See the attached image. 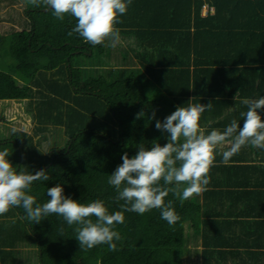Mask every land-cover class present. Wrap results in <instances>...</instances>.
Segmentation results:
<instances>
[{
    "label": "trees",
    "instance_id": "trees-1",
    "mask_svg": "<svg viewBox=\"0 0 264 264\" xmlns=\"http://www.w3.org/2000/svg\"><path fill=\"white\" fill-rule=\"evenodd\" d=\"M25 16L20 29L0 34V101L33 103L39 92L37 110L27 111L38 131L54 126L58 136L44 151L28 132L17 130L0 135V150L8 148L17 170L47 172L49 179L33 182L29 193L39 204L50 199L48 188L60 184L74 200L101 199L110 212L120 210L124 202L116 200L108 178L124 153L131 158L141 143L150 148L168 142L156 120L178 106L211 102L200 124L213 121L208 131L223 130L246 111L243 99L264 96V0H131L118 16L121 39L115 46L69 35L75 18L58 20L50 8L27 4ZM113 58L139 68L102 73L100 68L117 65ZM51 70L61 77H46ZM141 110L145 115L137 119ZM168 200L180 217L173 225L160 209L124 213L115 226L122 237L118 251L106 244L80 249L76 225L55 214L29 223L23 208L12 207L0 215V264H26L17 247L24 242L37 246V264H193V227L202 230L207 220L200 216L202 205L196 195L181 202L169 193Z\"/></svg>",
    "mask_w": 264,
    "mask_h": 264
},
{
    "label": "clouds",
    "instance_id": "clouds-1",
    "mask_svg": "<svg viewBox=\"0 0 264 264\" xmlns=\"http://www.w3.org/2000/svg\"><path fill=\"white\" fill-rule=\"evenodd\" d=\"M26 3L34 8H50L61 21L66 15L74 17L76 24L69 35L77 33L93 46L106 40L115 46L121 39L116 27L120 22L118 16L126 13L131 0H26ZM241 103L247 106L240 113L242 127L237 119H232L223 130L208 131L213 121L201 126V115L211 109V102L178 106L163 121L156 120L155 128L169 134L168 142L164 145L155 142L150 148L141 143L131 158L124 153L122 164L108 178L109 185L117 192L116 200L124 202L119 205L120 210L113 212L101 199L84 204L66 196L60 184L47 189L50 197L47 202L37 203L36 197L29 194L31 186L35 181L48 180L49 175L43 169L34 174L24 168L17 170L5 147L0 150V215L12 207H20L25 220L40 223L55 214L63 217L69 226H77L80 249L106 244L110 251H118L116 241L122 237L115 226L124 222L125 212L143 215L160 209L161 218L173 225L180 217L173 201L165 202V198L172 193L183 202L205 191L217 152L222 156L221 162L227 165L243 147L264 149V117L260 111L264 110V96L245 98ZM144 115L141 110L136 118ZM181 185L185 186L181 188Z\"/></svg>",
    "mask_w": 264,
    "mask_h": 264
},
{
    "label": "crops",
    "instance_id": "crops-1",
    "mask_svg": "<svg viewBox=\"0 0 264 264\" xmlns=\"http://www.w3.org/2000/svg\"><path fill=\"white\" fill-rule=\"evenodd\" d=\"M221 161L217 152L209 184L196 195L207 220L202 230L193 227V264H264V149L246 146L227 165Z\"/></svg>",
    "mask_w": 264,
    "mask_h": 264
},
{
    "label": "rangeland",
    "instance_id": "rangeland-1",
    "mask_svg": "<svg viewBox=\"0 0 264 264\" xmlns=\"http://www.w3.org/2000/svg\"><path fill=\"white\" fill-rule=\"evenodd\" d=\"M27 3L25 0H0V34H6L8 30H15L21 28V23L27 18L25 16V9ZM206 8H208L206 6ZM125 47L128 48L129 43L124 42ZM112 63L117 62V58L110 59ZM116 64V63H114ZM118 66L131 68L138 67L131 65L129 61L117 62V65L112 67H102V73H107L109 70L116 69ZM46 77L49 79H57L61 77V74L54 70L45 72ZM40 93L36 92V97L30 103V99L21 101H0V135L2 138H7L13 133V129L24 130L33 137V142L37 146L41 147L44 151H48L52 145V141L58 136V129L54 126H50L47 131L40 132L36 129L38 123L32 116L31 112L37 110V102L40 100ZM38 100V101H37ZM182 186V185H181ZM18 249L23 252L24 260H27L26 264H37V246L32 242H24L17 246Z\"/></svg>",
    "mask_w": 264,
    "mask_h": 264
},
{
    "label": "built area",
    "instance_id": "built-area-1",
    "mask_svg": "<svg viewBox=\"0 0 264 264\" xmlns=\"http://www.w3.org/2000/svg\"><path fill=\"white\" fill-rule=\"evenodd\" d=\"M207 11V8H206V6H205V12ZM213 11V10H212Z\"/></svg>",
    "mask_w": 264,
    "mask_h": 264
}]
</instances>
